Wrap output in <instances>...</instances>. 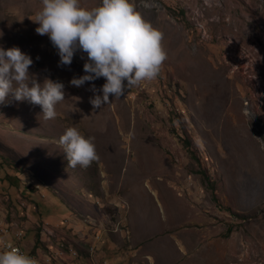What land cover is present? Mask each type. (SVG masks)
Listing matches in <instances>:
<instances>
[{
	"label": "rangeland",
	"instance_id": "rangeland-1",
	"mask_svg": "<svg viewBox=\"0 0 264 264\" xmlns=\"http://www.w3.org/2000/svg\"><path fill=\"white\" fill-rule=\"evenodd\" d=\"M132 3L166 59L94 109L89 83H68L81 54L58 66L35 32L41 0H0V45L65 85L53 119L0 102V251L12 240L36 264H264V0ZM67 127L92 138L88 167H68Z\"/></svg>",
	"mask_w": 264,
	"mask_h": 264
},
{
	"label": "clouds",
	"instance_id": "clouds-1",
	"mask_svg": "<svg viewBox=\"0 0 264 264\" xmlns=\"http://www.w3.org/2000/svg\"><path fill=\"white\" fill-rule=\"evenodd\" d=\"M38 35H47L59 57V65H70L79 52L83 74L69 84L89 83L94 109L122 96L132 86L155 79L166 59L161 31L135 10L132 0H99L93 7L80 0H41L35 14ZM33 60L18 46L0 45V102L5 99L38 105L44 120L56 117V106L65 99V85L59 80L38 81L30 72ZM104 82L97 90L94 83ZM98 92V94H97ZM59 144L68 167H88L97 159L96 146L77 128L67 127ZM0 264H36L17 248L0 251Z\"/></svg>",
	"mask_w": 264,
	"mask_h": 264
},
{
	"label": "bare ground",
	"instance_id": "bare-ground-1",
	"mask_svg": "<svg viewBox=\"0 0 264 264\" xmlns=\"http://www.w3.org/2000/svg\"><path fill=\"white\" fill-rule=\"evenodd\" d=\"M11 224H13V223H11ZM8 248H12V244H8L7 246H3V250H7ZM22 250H23V248H22ZM28 251V250H27ZM29 252V251H28ZM27 255H29V256H31L34 260H35V257H36V253H30V254H27ZM61 255H63V252H61ZM64 255H65V253H64ZM73 255L74 256H76L77 255V252H75L74 251V253H73ZM38 258V257H37ZM42 261V260H41ZM44 261V260H43ZM53 261V260H52ZM37 263V262H36ZM53 263H54V261H53Z\"/></svg>",
	"mask_w": 264,
	"mask_h": 264
},
{
	"label": "built area",
	"instance_id": "built-area-1",
	"mask_svg": "<svg viewBox=\"0 0 264 264\" xmlns=\"http://www.w3.org/2000/svg\"><path fill=\"white\" fill-rule=\"evenodd\" d=\"M10 242L11 243H9V244H12V247H14V248H17L19 251H21L22 253H24L20 248V246L19 245H17V244H15L12 240H10ZM2 250H3V247H2ZM25 254V253H24ZM27 255V254H26ZM61 255V254H60ZM61 256H63V257H67L66 255H61Z\"/></svg>",
	"mask_w": 264,
	"mask_h": 264
}]
</instances>
